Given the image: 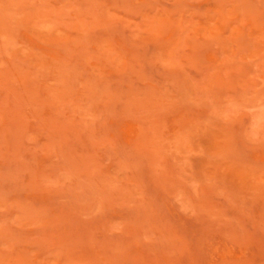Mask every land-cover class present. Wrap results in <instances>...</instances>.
Segmentation results:
<instances>
[{"label":"rangeland","instance_id":"1","mask_svg":"<svg viewBox=\"0 0 264 264\" xmlns=\"http://www.w3.org/2000/svg\"><path fill=\"white\" fill-rule=\"evenodd\" d=\"M0 264H264V0H0Z\"/></svg>","mask_w":264,"mask_h":264}]
</instances>
